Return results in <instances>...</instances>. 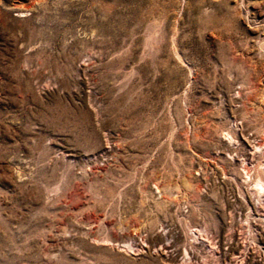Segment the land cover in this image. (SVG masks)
Returning <instances> with one entry per match:
<instances>
[{
    "label": "rangeland",
    "instance_id": "rangeland-1",
    "mask_svg": "<svg viewBox=\"0 0 264 264\" xmlns=\"http://www.w3.org/2000/svg\"><path fill=\"white\" fill-rule=\"evenodd\" d=\"M258 175L264 0H0V264H264Z\"/></svg>",
    "mask_w": 264,
    "mask_h": 264
},
{
    "label": "bare ground",
    "instance_id": "bare-ground-1",
    "mask_svg": "<svg viewBox=\"0 0 264 264\" xmlns=\"http://www.w3.org/2000/svg\"><path fill=\"white\" fill-rule=\"evenodd\" d=\"M263 165V164H262ZM245 166V165H244ZM246 170H248L247 168H244ZM250 170L247 171V174L249 173ZM255 172V171H254ZM254 189L253 191L256 194V197H258V200H254V206H257L259 203H261L260 201L263 200L264 201V177L262 175H258L254 181ZM255 199V198H254ZM258 203V204H257ZM257 208V207H256ZM255 232V231H254ZM231 249V248H230ZM230 264V263H229ZM232 264V263H231Z\"/></svg>",
    "mask_w": 264,
    "mask_h": 264
}]
</instances>
